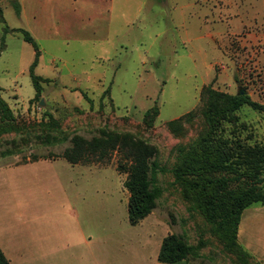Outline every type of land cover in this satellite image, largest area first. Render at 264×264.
<instances>
[{
    "label": "rangeland",
    "instance_id": "obj_1",
    "mask_svg": "<svg viewBox=\"0 0 264 264\" xmlns=\"http://www.w3.org/2000/svg\"><path fill=\"white\" fill-rule=\"evenodd\" d=\"M16 1L0 0V97L23 128L17 143L24 149L0 158V238L8 246L32 241L37 258L14 264H162L146 237L169 233L204 243L190 264H240L203 216L188 210L170 169L179 147L205 130V86L245 89L264 104V0H22L29 11L23 17ZM47 14L50 32L42 24ZM20 28L40 51L35 74L49 80L36 99L34 48ZM154 106L159 113L149 123L145 112ZM188 112L190 121L167 126ZM50 115L68 136L90 138L104 128L157 149L163 192L145 220L128 222L127 175L116 153L105 163L71 165L56 156L68 141L37 145L34 134L51 127ZM236 115L246 124L241 140L264 145V111L243 106ZM223 127L225 136L234 134L233 125ZM12 137L2 136L0 149Z\"/></svg>",
    "mask_w": 264,
    "mask_h": 264
},
{
    "label": "trees",
    "instance_id": "obj_2",
    "mask_svg": "<svg viewBox=\"0 0 264 264\" xmlns=\"http://www.w3.org/2000/svg\"><path fill=\"white\" fill-rule=\"evenodd\" d=\"M15 8L19 15L20 4L17 1ZM15 31L21 33L22 38L34 48L29 75L36 99L41 92V83L49 80L34 72L40 54L36 41L25 29ZM202 90L205 104L201 117L205 130L188 144L179 147L178 162L170 169L173 182L180 186L183 196L189 201L188 210L203 216L224 252L233 253L240 264H261L239 243L237 234L243 210L254 203L264 204V145L241 140L237 132L245 130L246 124H238L236 113L243 106L264 111V104L253 100L245 89L231 94L207 85ZM158 113L157 107H151L145 112V120L153 122ZM192 117L193 113L188 112L168 121L167 126L175 130L174 127L180 122L190 121ZM49 118L51 127L45 130L41 128V133L34 134L39 141L37 145L51 147L68 141L69 145L56 156L69 164L105 163L113 153L117 154V167L127 175L124 187L128 191L130 225L138 224L156 208L163 192L157 175L166 170L156 161L157 149L154 146L131 133L104 128L90 138L78 133L68 136L51 115ZM224 123L234 126L231 137L224 135ZM22 129L17 125L9 105L0 97V138L13 135L3 140L5 146L0 149V158L23 151L24 147H19L17 143ZM32 159H37V155L33 154ZM203 244L193 245L183 235L169 233L161 242L157 260L163 264H190L191 260L201 257L199 250ZM0 264H10L1 248Z\"/></svg>",
    "mask_w": 264,
    "mask_h": 264
},
{
    "label": "crops",
    "instance_id": "obj_3",
    "mask_svg": "<svg viewBox=\"0 0 264 264\" xmlns=\"http://www.w3.org/2000/svg\"><path fill=\"white\" fill-rule=\"evenodd\" d=\"M18 1L20 4V14L18 16L23 17L29 11H28V9H26V5L24 2H22V0H18ZM47 2H48V0H47ZM30 14L33 15V13L31 11H30ZM42 20H43V23H42L43 26L46 28V30L48 32H50V28H51V26H50V15L47 14V17L46 18L43 17ZM41 77H43V76H41ZM54 162H56V160L50 161L49 164H52ZM36 164H38V163H36ZM36 164H35V162L32 164L29 163L28 165H25V166L21 167L20 169H16V171H18V170L23 171L26 169L32 170L33 166H35ZM25 177H26V179H32L33 180V178H28L27 175H25L24 178ZM251 206H249L243 210L242 217H241L239 227H238L237 237H238L239 243L257 261H259L261 264H264V204L259 203V204L254 205L253 207H251ZM147 217H145V218H147ZM145 218L143 220H145ZM154 235H156V234H154ZM166 235L167 234H165L163 236L160 235L157 238H154V236L150 234L149 236L146 237L147 243H148L150 249L157 253L156 259H157V255H158V252L160 249L161 242ZM29 242L25 243V242L19 241L16 245L9 244V246H8V244L5 242V240L2 237L0 238V245L3 247L6 255H8V257L10 259H8L7 257L6 258L9 260V262L12 261L13 264H14L13 260H15V259H17V261H20V260L21 261H23V260H25V261L32 260L33 261L37 258V254L35 252H33L32 241H31V245H29L30 244ZM22 243L25 244L26 246L24 245V247L23 246L20 247L21 248V250H20L18 248V245H23ZM1 246H0V248H1ZM1 250H2V248H1ZM15 263H17V262H15ZM10 264H11V262H10Z\"/></svg>",
    "mask_w": 264,
    "mask_h": 264
},
{
    "label": "water",
    "instance_id": "obj_4",
    "mask_svg": "<svg viewBox=\"0 0 264 264\" xmlns=\"http://www.w3.org/2000/svg\"><path fill=\"white\" fill-rule=\"evenodd\" d=\"M43 104H44V102H43V100L41 99V100H40V105H43Z\"/></svg>",
    "mask_w": 264,
    "mask_h": 264
}]
</instances>
